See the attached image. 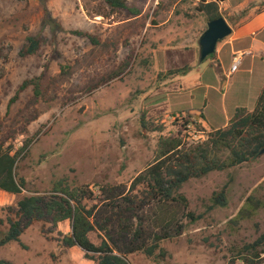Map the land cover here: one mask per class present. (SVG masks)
Here are the masks:
<instances>
[{"label":"rangeland","instance_id":"374dc122","mask_svg":"<svg viewBox=\"0 0 264 264\" xmlns=\"http://www.w3.org/2000/svg\"><path fill=\"white\" fill-rule=\"evenodd\" d=\"M126 1L141 14L116 10L105 0H0V144L14 152L29 144L18 174L30 192L47 193L63 178L97 192L102 185L128 190L154 161L160 136L177 133L189 117L186 111L195 108L213 126L224 127L238 108L255 110L264 89V54L252 51L233 75L231 62L224 65L216 55L201 62L200 39L209 23L198 10L204 0ZM217 1L233 29L249 9L264 5L262 0ZM241 3H246L242 10ZM29 36L41 40L40 49L22 56ZM186 66L188 72L173 73ZM26 80L40 85L12 102ZM209 84L216 89L210 99L205 98ZM143 119L149 127L163 125L164 132L148 130ZM193 122L187 140H205L211 131L203 127L206 121ZM229 181L228 205L209 210L213 194ZM143 190L140 185L135 193ZM181 191L189 211L201 219L191 221L178 204L146 210L150 230L158 218L171 213L177 218L174 235L162 242L169 255L161 262L244 264L240 250L264 235V155L192 179ZM23 196L0 190V219L7 216L3 208L17 206ZM70 232L69 221L56 228L35 222L21 242L1 249L0 258L11 264H98L79 247L57 241ZM91 238L101 243L98 232ZM128 257L132 264L156 263L141 252ZM260 260L264 264V251Z\"/></svg>","mask_w":264,"mask_h":264},{"label":"trees","instance_id":"16d2710c","mask_svg":"<svg viewBox=\"0 0 264 264\" xmlns=\"http://www.w3.org/2000/svg\"><path fill=\"white\" fill-rule=\"evenodd\" d=\"M105 1L116 10H129L135 16L141 14L126 0ZM198 10L209 22L223 17L217 0L202 1ZM76 33L96 41L88 34ZM40 45L38 37L29 36L21 55L36 54ZM190 69L186 66L173 73H186ZM31 85L39 87L40 82L26 80L12 102ZM193 117L185 118L177 133L160 136L154 161L134 179L128 190L125 185H102L97 192L90 185L73 187L67 178H63L47 193L30 192L27 179L18 174L19 158L29 144L15 152L0 144V190L24 194L17 206L3 208L7 216L0 219V252L10 243L21 242L25 230L35 222L47 221L56 228L69 221L71 232L62 234L57 241L66 248L79 247L98 264H132L128 256L137 252L155 259V264H163L161 261H165L169 253L162 242L174 235L172 229L177 218L172 213L158 218L156 227L150 230L146 225V210L154 204L161 206L158 210L178 204L191 221L202 218L189 211V200L181 190L192 179H201L212 172L226 171L261 157L264 149V89L255 110L238 108L229 125L212 129L205 140H187L189 126L197 124ZM143 126L160 133L165 130L163 125L149 127L150 123L145 119ZM230 181L213 194L209 210L228 205ZM140 185H144V190L141 194L135 193ZM182 227L177 226V234H181ZM95 232L99 233L100 244L91 238ZM263 251L264 235L243 247L238 255L244 264H260ZM0 264L11 263L0 258Z\"/></svg>","mask_w":264,"mask_h":264},{"label":"crops","instance_id":"0c3cea01","mask_svg":"<svg viewBox=\"0 0 264 264\" xmlns=\"http://www.w3.org/2000/svg\"><path fill=\"white\" fill-rule=\"evenodd\" d=\"M224 1L226 2V0ZM245 6H246V3H241L237 6V8H240V10H242ZM257 50H259L260 52L264 54V5L262 8L255 6L249 9V13L245 16V18H243L241 22L238 23L237 27L233 29V34L229 36V38L227 37L225 40H223L220 47L218 44L217 51H216V58L220 62H223L224 65L226 64L227 61H230L231 62L230 64L232 67L235 57L243 55V58H242V61H243V59L246 56L252 55V51H257ZM253 59L255 61V59H257V56H255ZM238 71H236L235 73H237ZM235 73H232V75ZM204 78L206 80V77ZM215 79L216 77H214V82H215ZM207 82H210V81H207ZM213 86L214 85H210V84L206 86V89L209 91L205 93V98H209V99L212 98L213 92H216V89ZM249 111H253V110H249ZM186 112H188L187 114L189 115H193L194 118L198 119L200 123H203V121L204 122L206 121L207 123L205 122L202 124L203 127H205L206 129L212 130V129L221 128L219 126H213L211 123H209L207 120V117L204 116L205 114L202 111L200 112L196 110L195 108H192ZM235 113L236 112L234 111V114L230 115V118L228 121H226L224 127L229 125Z\"/></svg>","mask_w":264,"mask_h":264},{"label":"water","instance_id":"95a60500","mask_svg":"<svg viewBox=\"0 0 264 264\" xmlns=\"http://www.w3.org/2000/svg\"><path fill=\"white\" fill-rule=\"evenodd\" d=\"M233 34V27L225 17L212 20L200 39L201 54L200 61H205L216 53L218 44ZM264 155V149L262 150Z\"/></svg>","mask_w":264,"mask_h":264},{"label":"built area","instance_id":"2783aa9c","mask_svg":"<svg viewBox=\"0 0 264 264\" xmlns=\"http://www.w3.org/2000/svg\"><path fill=\"white\" fill-rule=\"evenodd\" d=\"M242 58H243V55H240V56L234 58V63L232 65V67H231L230 74L235 73L236 71H238V69L240 67V64L242 62Z\"/></svg>","mask_w":264,"mask_h":264}]
</instances>
